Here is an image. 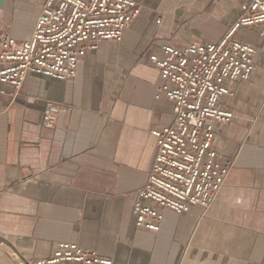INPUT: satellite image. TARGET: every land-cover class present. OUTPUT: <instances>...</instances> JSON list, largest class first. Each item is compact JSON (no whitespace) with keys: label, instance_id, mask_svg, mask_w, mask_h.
I'll return each mask as SVG.
<instances>
[{"label":"crops","instance_id":"crops-1","mask_svg":"<svg viewBox=\"0 0 264 264\" xmlns=\"http://www.w3.org/2000/svg\"><path fill=\"white\" fill-rule=\"evenodd\" d=\"M135 1L140 12L121 41L88 52L74 78L31 72L16 93L0 83V264L45 257L57 241L95 249L111 264H261L264 35L233 33L256 54L251 79L222 98L234 116L216 125L214 145L233 165L215 201L207 211L164 209L159 230L149 231L135 225L132 206L156 153L151 130L173 116L171 103L154 97L162 78L149 55L167 42L218 41L242 0ZM43 2L4 0L0 33L30 38ZM49 101L60 108L44 128Z\"/></svg>","mask_w":264,"mask_h":264},{"label":"built area","instance_id":"built-area-1","mask_svg":"<svg viewBox=\"0 0 264 264\" xmlns=\"http://www.w3.org/2000/svg\"><path fill=\"white\" fill-rule=\"evenodd\" d=\"M140 9L135 0H44L30 38L0 33V83L16 93L31 72L74 78L88 52L105 41H121ZM241 27L258 28L264 35V0H242L239 16L216 42L183 47L167 42L149 55L162 78L154 97L164 96L173 116L170 124L151 130L156 153L131 211L138 228L158 231L164 209L182 213L197 206L207 211L223 187L233 161L217 152L215 127L234 114L222 98L233 96L237 81L251 79L256 54L252 44L233 38ZM59 108L46 103L42 127L54 126ZM18 259L20 264L112 263L95 249L67 241H57L45 257Z\"/></svg>","mask_w":264,"mask_h":264},{"label":"water","instance_id":"water-1","mask_svg":"<svg viewBox=\"0 0 264 264\" xmlns=\"http://www.w3.org/2000/svg\"><path fill=\"white\" fill-rule=\"evenodd\" d=\"M4 6V0H0V7Z\"/></svg>","mask_w":264,"mask_h":264},{"label":"rangeland","instance_id":"rangeland-1","mask_svg":"<svg viewBox=\"0 0 264 264\" xmlns=\"http://www.w3.org/2000/svg\"><path fill=\"white\" fill-rule=\"evenodd\" d=\"M257 36V35H256ZM259 39H264V38H259ZM13 255V254H12Z\"/></svg>","mask_w":264,"mask_h":264}]
</instances>
